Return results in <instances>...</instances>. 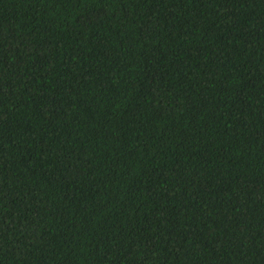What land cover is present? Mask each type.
<instances>
[{
  "label": "trees",
  "instance_id": "obj_1",
  "mask_svg": "<svg viewBox=\"0 0 264 264\" xmlns=\"http://www.w3.org/2000/svg\"><path fill=\"white\" fill-rule=\"evenodd\" d=\"M0 264H264V0H0Z\"/></svg>",
  "mask_w": 264,
  "mask_h": 264
}]
</instances>
